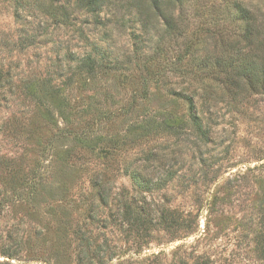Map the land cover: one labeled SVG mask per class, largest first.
<instances>
[{
    "label": "rangeland",
    "instance_id": "374dc122",
    "mask_svg": "<svg viewBox=\"0 0 264 264\" xmlns=\"http://www.w3.org/2000/svg\"><path fill=\"white\" fill-rule=\"evenodd\" d=\"M233 1L167 3L173 31L144 0H0V264H264L263 78L199 63L260 72ZM93 46L122 69L80 70Z\"/></svg>",
    "mask_w": 264,
    "mask_h": 264
},
{
    "label": "trees",
    "instance_id": "16d2710c",
    "mask_svg": "<svg viewBox=\"0 0 264 264\" xmlns=\"http://www.w3.org/2000/svg\"><path fill=\"white\" fill-rule=\"evenodd\" d=\"M113 0H50L51 5L59 3V6L54 7L56 14L58 18L61 20H71L69 19L70 14L68 12V5L72 3V5L76 8V10H79L84 13H88L92 16L96 17L97 21H100V13H102L104 6H116V3L113 2ZM148 4L149 10H152L155 15L163 16L164 20L166 21V24L168 28L175 31L176 25L172 24L173 18L166 14H164L163 7L167 3L173 4V3H179L180 5H183L187 0H144ZM231 5L233 9H231V14L236 16L238 19L241 20V22L244 24V36L249 40L250 43H252L256 50L258 51L256 55L262 54L264 56V40L257 41L259 37H264V20H262L259 17V14L256 11H251V9L245 5L244 3L240 1H233L231 2ZM53 7V6H51ZM143 6L140 7V13H143ZM50 16H53V13H51ZM28 42V45H31L29 43L30 41L25 39ZM222 43L219 45V47H222ZM94 48L90 50L85 56L81 57L80 59L77 58L78 68L88 75L94 76L97 73L102 72V70H120L122 69V61L113 58L111 61L109 58H105L103 55L97 52V48L93 46ZM220 50V49H219ZM220 52V51H219ZM259 56V55H258ZM257 56V57H258ZM74 61L73 59H71ZM200 66L203 68L211 66L212 68H215V74L219 76L220 73H223L224 75L227 74L226 71L230 69V72L239 80V81H245L246 79H252L254 80V77L258 79V77H262V80H259L257 85L264 86V63H262V68L260 72L256 71L255 68L251 65H243L241 63L233 62L231 59L230 63H225L222 61L220 56H212V55H206L204 58L200 60ZM227 67V68H226ZM263 73V74H262ZM261 74V75H260ZM258 76V77H257ZM227 78V77H226ZM142 83V82H141ZM188 101V109H189V117L191 121L196 125L198 128L200 126L199 121V115L196 112V106L191 97H187L186 99ZM77 134V133H76ZM76 136L80 141H85V137H79L78 135L73 134ZM131 176L133 178V181L135 184L139 186L140 179L139 174L137 171H131ZM91 185L93 190H95V195L98 196V200L106 202L109 200L110 195L108 194V191L106 190L107 187L103 181H101L98 177H94L91 180ZM127 213L129 211H126ZM132 224H140L141 221L139 218H132L131 219Z\"/></svg>",
    "mask_w": 264,
    "mask_h": 264
}]
</instances>
